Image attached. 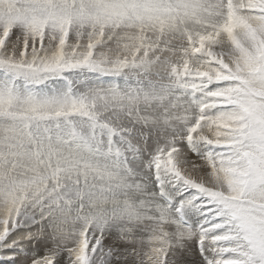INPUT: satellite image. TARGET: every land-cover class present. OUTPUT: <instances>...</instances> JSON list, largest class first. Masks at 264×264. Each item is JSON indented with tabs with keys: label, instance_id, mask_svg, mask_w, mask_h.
I'll list each match as a JSON object with an SVG mask.
<instances>
[{
	"label": "snow or ice",
	"instance_id": "obj_1",
	"mask_svg": "<svg viewBox=\"0 0 264 264\" xmlns=\"http://www.w3.org/2000/svg\"><path fill=\"white\" fill-rule=\"evenodd\" d=\"M0 264H264V0H0Z\"/></svg>",
	"mask_w": 264,
	"mask_h": 264
}]
</instances>
